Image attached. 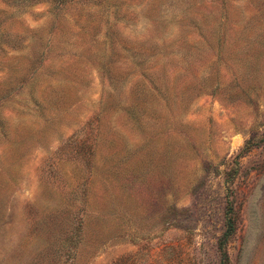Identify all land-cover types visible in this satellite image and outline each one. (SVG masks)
Instances as JSON below:
<instances>
[{
	"label": "rangeland",
	"instance_id": "rangeland-1",
	"mask_svg": "<svg viewBox=\"0 0 264 264\" xmlns=\"http://www.w3.org/2000/svg\"><path fill=\"white\" fill-rule=\"evenodd\" d=\"M222 252L264 264V0H0V264Z\"/></svg>",
	"mask_w": 264,
	"mask_h": 264
},
{
	"label": "trees",
	"instance_id": "trees-1",
	"mask_svg": "<svg viewBox=\"0 0 264 264\" xmlns=\"http://www.w3.org/2000/svg\"><path fill=\"white\" fill-rule=\"evenodd\" d=\"M231 226L232 225H231V221H230V217H229L226 220V228H225L224 232L222 233V237H223L222 241H225V239L230 235L231 230H232ZM219 264H228L225 252L221 253V255H220V263Z\"/></svg>",
	"mask_w": 264,
	"mask_h": 264
}]
</instances>
